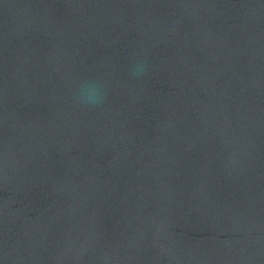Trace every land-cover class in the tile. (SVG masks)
<instances>
[{"label": "water", "instance_id": "1", "mask_svg": "<svg viewBox=\"0 0 264 264\" xmlns=\"http://www.w3.org/2000/svg\"><path fill=\"white\" fill-rule=\"evenodd\" d=\"M0 264H264V0H0Z\"/></svg>", "mask_w": 264, "mask_h": 264}, {"label": "clouds", "instance_id": "2", "mask_svg": "<svg viewBox=\"0 0 264 264\" xmlns=\"http://www.w3.org/2000/svg\"><path fill=\"white\" fill-rule=\"evenodd\" d=\"M79 99L87 105L96 106L103 102L104 96L99 86L89 85L81 90Z\"/></svg>", "mask_w": 264, "mask_h": 264}]
</instances>
